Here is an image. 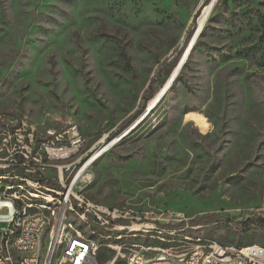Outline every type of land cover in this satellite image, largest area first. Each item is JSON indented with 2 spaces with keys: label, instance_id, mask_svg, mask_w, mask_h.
Returning a JSON list of instances; mask_svg holds the SVG:
<instances>
[{
  "label": "rangeland",
  "instance_id": "obj_1",
  "mask_svg": "<svg viewBox=\"0 0 264 264\" xmlns=\"http://www.w3.org/2000/svg\"><path fill=\"white\" fill-rule=\"evenodd\" d=\"M208 2L0 0V146L29 144L34 176L45 184L4 175L0 194L45 197L56 165L69 166V180L91 160L75 186L98 202L192 219L213 212L219 218L192 238L264 245V0H216L174 83L138 121ZM72 127L78 136L64 142L78 151L50 159L54 145L63 147L55 136ZM75 222L83 235L103 234ZM113 254L101 248L98 261Z\"/></svg>",
  "mask_w": 264,
  "mask_h": 264
},
{
  "label": "built area",
  "instance_id": "obj_2",
  "mask_svg": "<svg viewBox=\"0 0 264 264\" xmlns=\"http://www.w3.org/2000/svg\"><path fill=\"white\" fill-rule=\"evenodd\" d=\"M67 134V135H64ZM78 136L75 127L55 136L63 140V147L51 149L50 159L59 160L61 156H72L78 151L77 146H66V139ZM26 141L32 143V134L26 135ZM18 139L22 142L23 136ZM50 154V152H49ZM30 158L37 160L29 144L14 143L0 146V176H23L36 185H45L42 179L34 176ZM69 166L56 165L57 187L54 195H58L60 210L57 217H49V208H34L27 205L19 195H0V232H4V241L0 242V264H114L118 258H129V264H264V245L247 244L236 247L222 244L214 240L213 245H203L201 237L190 240V233L202 227L193 224L192 218L181 210L154 211L148 208L130 206V204L107 205L98 202L76 189L75 177L78 170L69 180L65 173ZM75 209L82 213V218L89 219L90 225L105 231L111 228L132 227L143 228L150 233L160 235L163 232L189 233L187 242L170 241L166 246H154L150 243H128L98 245L88 239L78 238L74 229L64 238L60 253L44 252V235L54 232L59 224L60 215ZM30 231H37L38 248L34 252H22L20 242ZM52 246V242H49ZM101 248L113 250L111 259L100 263L97 253ZM6 250H13V257H6Z\"/></svg>",
  "mask_w": 264,
  "mask_h": 264
},
{
  "label": "bare ground",
  "instance_id": "obj_3",
  "mask_svg": "<svg viewBox=\"0 0 264 264\" xmlns=\"http://www.w3.org/2000/svg\"><path fill=\"white\" fill-rule=\"evenodd\" d=\"M215 2H216V0H215ZM215 2L212 4L211 0H209V2L205 5L195 30H200V32H201V30H202L204 24L206 23L210 13L212 12V9L214 7ZM181 68H182V66L179 68L178 63L175 65L171 74L168 76V78L166 79L164 84L161 86V88L158 90V92L154 95V97L148 103L147 108H150V110L148 111L147 114H149L150 111H152V109L157 106V104L160 102V100L167 93V91L169 90L171 85L174 83V81H175V79H176ZM174 75H175V77H174ZM173 77H174V79L169 84L171 78H173ZM158 98H159V100L156 101ZM192 119H195V121L197 120L198 125H199V123H203V120H204V118H201L196 114L192 117ZM111 145H112L111 143H108L107 145H105L99 152L94 154L92 156V158H95L98 155H100L101 153H103L104 151H106ZM90 162H91V160H89L88 163H86L84 169L87 167V165ZM84 169H81L79 174L75 177L74 184L77 182V180L79 179V177L83 173ZM19 179L23 182H27L28 184H31L34 186H39V185L34 184L31 180L27 179L26 177L19 176L18 180ZM24 185H25V183H24ZM16 186H17V188H21L20 185H16ZM7 188H9V187H7ZM47 191H48L47 195L45 197H42V198H39L38 195L35 194L36 191L34 193H28L29 196L25 195L24 193H20V192H16L14 194L3 193L0 195H10V196L19 195V197L22 200H24L27 205L34 206V208H49V217H57L58 216V210H60V201H59L58 195H54V189L53 188L48 189ZM72 220L78 221L81 224L89 222V219L82 218V213L76 212L75 209H68V213H62L60 215L59 224L57 225L55 235H54V232H46V235H44V240L47 237V238H49V242H52V246L48 247V253H55V246H61L64 243V238L67 235H69L70 229H74V232L78 236V238L88 239L89 241L94 242L98 245H105L106 243H111L113 245H124V244H128V243H137V242H126V240L128 238H138V237L144 238V239H146V238L156 239L158 241V245H155V246H165L164 243L169 242V241L187 242V240H189V236L184 235L181 232H163V233H160V235H158L155 233H150V232H148V230H145L143 228H132V227L111 228L106 234H105V231L102 230L103 234H99L98 237L96 238L94 236L83 235L80 232V230L78 228H76V225H75L76 222L75 221L73 222ZM97 232H98V230H97ZM176 238H178V239H176ZM190 240H197V238H192L190 236ZM3 241H4V232H0V242H3ZM201 243H203V245H213L214 240H212V239H201ZM37 248H38L37 231H30L29 234H27L25 237V242H20V249L22 250V252H34V251H37ZM6 257H13V250H6ZM125 262H126V264H129V258H125Z\"/></svg>",
  "mask_w": 264,
  "mask_h": 264
},
{
  "label": "water",
  "instance_id": "obj_4",
  "mask_svg": "<svg viewBox=\"0 0 264 264\" xmlns=\"http://www.w3.org/2000/svg\"><path fill=\"white\" fill-rule=\"evenodd\" d=\"M214 2H215V0H211V3H212V4H213ZM199 32H200V30H195V32H194L193 35L191 36V38H190V40H189V42H188L186 48L184 49L183 54H182V56H181V58H180V60H179V62H178V66H179V68L183 65L184 60H185V58L188 56L189 51H190V49H191V47H192V45H193V43H194L196 37L198 36ZM174 77H175V75H174ZM174 77L171 78L169 84H170L171 81L174 79ZM160 97H161V96H160ZM160 97H159V98H160ZM159 98H158L156 101H158ZM149 110H150V108H145L144 111H143V113H142V115L140 116V118H139L138 121H140V120H141V119H142V118L148 113ZM138 121H137V122H138ZM131 127H132V126H131ZM131 127L128 128V130H130ZM128 130H127V131H128ZM125 133H126V132H125ZM122 135H123V134H122ZM122 135H121V136H122ZM121 136H119V138H120ZM119 138H116L115 140L111 141L110 143L113 144V143H114L115 141H117Z\"/></svg>",
  "mask_w": 264,
  "mask_h": 264
},
{
  "label": "trees",
  "instance_id": "obj_5",
  "mask_svg": "<svg viewBox=\"0 0 264 264\" xmlns=\"http://www.w3.org/2000/svg\"><path fill=\"white\" fill-rule=\"evenodd\" d=\"M152 84H153V80L150 81V83L148 85V88L144 92H147L148 89H150L152 87ZM51 186L57 187V185L55 183L51 184ZM253 217L254 218L255 217L260 218L261 217V214L260 213H257L255 215L248 216V220L249 221H252V218ZM218 218H219V216L216 213H213L212 212V213L203 214V215H201L200 217H197V218H193L191 220V222L194 223V224H203V223L205 224V223H209V222H214ZM261 220H264V219H261ZM244 245H241V246H244ZM238 247H240V246H238Z\"/></svg>",
  "mask_w": 264,
  "mask_h": 264
}]
</instances>
